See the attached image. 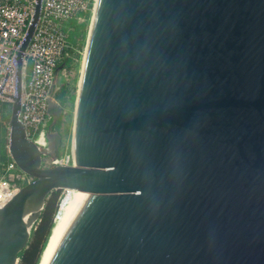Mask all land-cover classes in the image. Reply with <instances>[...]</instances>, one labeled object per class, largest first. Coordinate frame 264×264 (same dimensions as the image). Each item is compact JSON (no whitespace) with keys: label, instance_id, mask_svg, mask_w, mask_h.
I'll return each instance as SVG.
<instances>
[{"label":"water","instance_id":"95a60500","mask_svg":"<svg viewBox=\"0 0 264 264\" xmlns=\"http://www.w3.org/2000/svg\"><path fill=\"white\" fill-rule=\"evenodd\" d=\"M8 151L32 178L0 208V264H18L50 193L79 197L46 264H264V0H97L77 91V167L17 115ZM63 65L59 70L63 69ZM43 252V251H42Z\"/></svg>","mask_w":264,"mask_h":264},{"label":"built area","instance_id":"2783aa9c","mask_svg":"<svg viewBox=\"0 0 264 264\" xmlns=\"http://www.w3.org/2000/svg\"><path fill=\"white\" fill-rule=\"evenodd\" d=\"M97 0H42L41 10L29 45L23 54L22 93L17 119L26 138L39 149H47L51 117L47 113L50 101H57L59 70L68 59L78 55L64 28L89 20ZM35 0H0V102L16 91V53L23 44ZM84 55V54H83ZM44 139V146L37 143ZM0 156V208L32 178L21 171L11 159L8 143ZM69 152L51 159V167L65 165L72 158Z\"/></svg>","mask_w":264,"mask_h":264},{"label":"rangeland","instance_id":"374dc122","mask_svg":"<svg viewBox=\"0 0 264 264\" xmlns=\"http://www.w3.org/2000/svg\"><path fill=\"white\" fill-rule=\"evenodd\" d=\"M92 18V16H91ZM91 18L83 24V27L80 29V36L75 41V48L79 52L74 55L72 63L69 66H64V70L59 74L58 86L60 88L58 95L62 93V100L59 99L58 95L56 99L58 103L62 106L63 114L61 119L58 121L57 125L52 128L53 132H59L62 136V142L59 149V156H64L69 152L71 148L73 130H74V119H75V109H76V99L77 91L80 82V75L83 64V54L86 45L87 33L90 26ZM78 24V25H80ZM77 25L68 24L64 31L68 34L69 40L71 42L77 36ZM83 32V34H82ZM81 37V38H80ZM64 92V94H63ZM11 115V102H0V156L4 155V147L9 141V126L8 122ZM51 159L48 157H43L42 167L50 168ZM65 165H72V158L70 162H67ZM59 200H61L65 195L68 196L69 191L59 190ZM20 263V260L18 264Z\"/></svg>","mask_w":264,"mask_h":264},{"label":"trees","instance_id":"16d2710c","mask_svg":"<svg viewBox=\"0 0 264 264\" xmlns=\"http://www.w3.org/2000/svg\"><path fill=\"white\" fill-rule=\"evenodd\" d=\"M72 25H76L75 22H72ZM81 27H83V24L77 25V36L72 42L73 45L81 34ZM76 56L78 57V55ZM72 60L73 59L66 60L64 66H69L72 63ZM58 97L60 100H62V93H60ZM2 159H4V156L2 157ZM66 198L67 195H65L61 200H59L58 191H53L49 194L45 201V205L42 210L39 221L31 229L30 239L26 248L18 255V258L20 260L19 264H38L41 253L46 246L47 238L50 235V231L59 216L60 209L63 206Z\"/></svg>","mask_w":264,"mask_h":264},{"label":"bare ground","instance_id":"6f19581e","mask_svg":"<svg viewBox=\"0 0 264 264\" xmlns=\"http://www.w3.org/2000/svg\"><path fill=\"white\" fill-rule=\"evenodd\" d=\"M83 66V64H82ZM80 84V82H79ZM76 108H77V101H76ZM76 109H75V119H74V129H76ZM73 136H74V130H73ZM37 143L41 146H44V139L41 137L38 139ZM72 165H65V166H74L77 167L76 164V158H75V152H74V143L72 145ZM67 191H69V194L63 204V206L60 209V213L59 216L57 218V220L55 221L51 231H50V235L47 238V243L46 246L43 250V252L41 253L40 259L38 264H46L47 260L49 258V255L59 237V234L61 233L78 197L80 192L77 190H72V189H67Z\"/></svg>","mask_w":264,"mask_h":264},{"label":"flooded vegetation","instance_id":"af4514ba","mask_svg":"<svg viewBox=\"0 0 264 264\" xmlns=\"http://www.w3.org/2000/svg\"><path fill=\"white\" fill-rule=\"evenodd\" d=\"M50 125H51V123H50Z\"/></svg>","mask_w":264,"mask_h":264}]
</instances>
